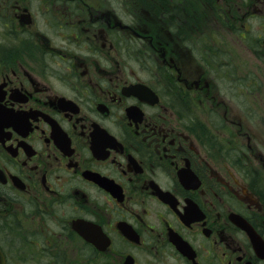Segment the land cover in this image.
<instances>
[{
	"label": "flooded vegetation",
	"instance_id": "1",
	"mask_svg": "<svg viewBox=\"0 0 264 264\" xmlns=\"http://www.w3.org/2000/svg\"><path fill=\"white\" fill-rule=\"evenodd\" d=\"M262 128L264 0H0V264H264Z\"/></svg>",
	"mask_w": 264,
	"mask_h": 264
},
{
	"label": "rangeland",
	"instance_id": "2",
	"mask_svg": "<svg viewBox=\"0 0 264 264\" xmlns=\"http://www.w3.org/2000/svg\"><path fill=\"white\" fill-rule=\"evenodd\" d=\"M260 131L264 133V128H262V130H260ZM255 133L258 134L257 132H255Z\"/></svg>",
	"mask_w": 264,
	"mask_h": 264
}]
</instances>
